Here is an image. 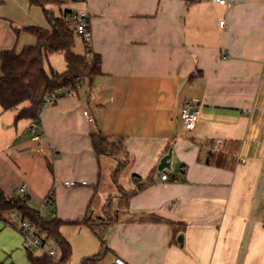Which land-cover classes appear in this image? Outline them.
Returning <instances> with one entry per match:
<instances>
[{"label": "crops", "instance_id": "1", "mask_svg": "<svg viewBox=\"0 0 264 264\" xmlns=\"http://www.w3.org/2000/svg\"><path fill=\"white\" fill-rule=\"evenodd\" d=\"M80 1L75 10L89 14L102 73L43 108L41 145L34 120L16 119L27 101L0 105V187L13 194L25 184L30 205L47 219L114 215L109 250L96 264H115L116 257L128 264H264V0ZM26 23L0 12V50H17L21 37L22 48L37 43L16 30ZM185 101L199 110L192 130L180 117ZM96 132L123 141L125 190L152 180L126 203L113 178L118 161L96 154ZM170 149L171 166L159 170ZM141 214L164 220L131 219ZM10 224L0 222V237L9 240L0 257L22 242L16 220ZM61 232L74 264L101 247L88 225L65 223ZM19 256L0 259L30 264Z\"/></svg>", "mask_w": 264, "mask_h": 264}, {"label": "trees", "instance_id": "2", "mask_svg": "<svg viewBox=\"0 0 264 264\" xmlns=\"http://www.w3.org/2000/svg\"><path fill=\"white\" fill-rule=\"evenodd\" d=\"M37 3H64L65 0H32ZM77 1V0H75ZM46 9V8H45ZM73 9H66L60 16H55L46 9L51 27L42 25H26L16 30H24L37 38L36 44L24 46L20 51L15 48L0 50V105L3 109H11L23 102L16 119L32 118L39 126L42 122V109L48 95L54 94L57 98L67 92L74 91L88 79L90 84L94 78L102 73V57L99 53L93 52L85 43L86 52L81 53L75 50L76 35H79L69 15ZM55 52H62L66 61V68L62 71L51 68L50 72L45 67V58ZM56 101V100H55ZM53 101V102H55ZM52 102V103H53ZM92 143L97 155L108 154L118 161L113 171V178L119 186L123 203L137 191L146 188L151 184L150 177L131 190H125L119 184V174L127 164V151L122 140H111L101 132L93 133ZM225 158L218 159V163ZM233 159L231 167L233 166ZM225 164L224 162L221 164ZM134 180H139L133 175ZM112 199L106 205L111 209ZM15 210L24 217L30 219L35 225L46 230L47 239L53 242L61 250V254L52 256L49 254H36L28 251L30 264H70L73 247L70 240L61 232V226L65 223L85 224L97 235L101 242L99 251L93 255L84 257L80 264H96L109 250L106 241L107 224L114 220V215H101L95 219L85 217L79 221H66L58 217L51 219L44 218L40 211L29 203L28 195L20 192L8 194L0 187V218L3 219L4 211ZM115 212V211H114ZM135 220H156L163 218L151 215H131ZM0 264H13L0 259Z\"/></svg>", "mask_w": 264, "mask_h": 264}, {"label": "built area", "instance_id": "3", "mask_svg": "<svg viewBox=\"0 0 264 264\" xmlns=\"http://www.w3.org/2000/svg\"><path fill=\"white\" fill-rule=\"evenodd\" d=\"M220 3H228L227 0H216ZM73 21L76 32L82 36L84 42L91 48V39H92V31L90 28L89 14L86 10H75L73 11L69 17ZM225 21H221V25H224ZM57 100V96L54 94L48 95L44 107L53 101ZM43 107V108H44ZM193 102L185 101L183 105L180 107V117L184 123V126L187 130H192L195 128L198 119H199V110L192 109ZM43 110V109H42ZM85 117L87 121H94V116L89 110H85ZM39 125L34 121L32 124V130L34 133V138L40 142L42 134L36 133V128ZM168 174L163 173L162 179H167ZM87 181H81V184H86ZM67 185H77L79 184L76 180L66 181ZM26 185H22L20 187V192L25 193ZM52 200V195H49L46 198V203ZM41 213V212H40ZM3 219L10 223L12 218L17 221V229L21 233L23 237V247L27 251H31L36 254H49L52 256H56L61 254V250L59 248L53 247L50 244V240L47 239V232L45 229L38 227L35 225L30 219L23 216V214L10 210L6 215H2ZM115 264H128L122 257H116L114 260Z\"/></svg>", "mask_w": 264, "mask_h": 264}, {"label": "rangeland", "instance_id": "4", "mask_svg": "<svg viewBox=\"0 0 264 264\" xmlns=\"http://www.w3.org/2000/svg\"><path fill=\"white\" fill-rule=\"evenodd\" d=\"M80 0H65L64 3H37L32 0H0V12L4 14L8 19L13 20L14 23H16L18 20H26L27 25H42L47 28L51 27L50 21L48 19L46 9L49 10V12L53 13L55 16H60L63 11L66 9L72 8L76 9L80 7ZM46 8V9H45ZM24 42V38L21 37L19 40V43L17 45V50L20 51L22 49V44ZM84 39L80 35H76V47L75 49L79 52H86L85 44H84ZM50 63L52 64L53 68L59 71H62L66 68V61L64 58V54L60 53H54L52 57L45 58V67L46 69L50 72L51 67ZM0 222L2 223H8L7 221L1 220ZM14 225V224H13ZM17 225V221L15 224V227ZM17 229V227H16ZM18 231V229H17ZM22 237V236H21ZM7 241L5 237H0V249L1 246L4 245ZM51 245H53L52 242H50ZM23 246V237H22V242L19 245V251L16 253H12V251H6V255L4 257L0 258H9L11 260L12 257L15 255L17 256L18 253L20 252L19 259L20 261H29L27 253L25 249L22 248ZM56 246V245H55ZM10 255V256H9ZM77 260V259H76ZM80 261L82 259H78L77 263L75 264H80ZM72 264L73 263V254H72Z\"/></svg>", "mask_w": 264, "mask_h": 264}, {"label": "water", "instance_id": "5", "mask_svg": "<svg viewBox=\"0 0 264 264\" xmlns=\"http://www.w3.org/2000/svg\"><path fill=\"white\" fill-rule=\"evenodd\" d=\"M171 155H172V150L170 149V151L161 158L160 163L158 165L159 170H163L164 168H169L171 166V161H170ZM178 240L182 242L183 236L179 235Z\"/></svg>", "mask_w": 264, "mask_h": 264}]
</instances>
